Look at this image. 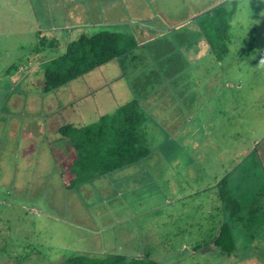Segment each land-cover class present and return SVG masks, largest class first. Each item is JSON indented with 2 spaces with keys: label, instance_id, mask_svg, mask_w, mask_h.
I'll return each instance as SVG.
<instances>
[{
  "label": "rangeland",
  "instance_id": "rangeland-1",
  "mask_svg": "<svg viewBox=\"0 0 264 264\" xmlns=\"http://www.w3.org/2000/svg\"><path fill=\"white\" fill-rule=\"evenodd\" d=\"M231 1L222 41L204 12L220 0H27L22 16L12 2L0 16V264L72 253L264 264V0ZM52 16L65 26L40 34ZM100 28L128 34L125 54L42 91L68 37ZM131 99L149 154L100 176L69 173L58 128ZM229 214L248 219L233 223L236 250L199 249Z\"/></svg>",
  "mask_w": 264,
  "mask_h": 264
},
{
  "label": "trees",
  "instance_id": "trees-1",
  "mask_svg": "<svg viewBox=\"0 0 264 264\" xmlns=\"http://www.w3.org/2000/svg\"><path fill=\"white\" fill-rule=\"evenodd\" d=\"M234 2V0H232ZM231 1V2H232ZM223 0L216 6L206 10L211 12L213 25L219 41L228 39L231 9ZM45 37V36H44ZM128 34L100 29L92 33L81 32L75 38L67 41L58 56L51 58L43 73L42 91L49 92L87 72L124 55ZM126 39V40H125ZM51 37L50 46L56 41ZM135 41L131 40V45ZM145 113L136 99L126 101L112 112L99 115L98 119L88 125L75 127L71 123L61 125L58 130L63 137L69 139L70 147L63 152L71 155L69 173L77 171L92 172L93 176L110 173L116 169L129 166L149 154L146 137L143 132ZM66 141V140H65ZM226 190H220V194ZM227 193V192H226ZM234 200V199H231ZM229 204V208L231 204ZM225 205V204H224ZM239 209L238 204H236ZM231 210V209H230ZM232 214V213H230ZM229 221L224 215L219 229L212 233L208 240L198 246L212 244L220 252L230 254L236 250L233 223L246 221L243 215H230ZM202 246V247H201ZM59 264H164L151 259L148 254L127 256L124 254H104L99 256L85 253H72Z\"/></svg>",
  "mask_w": 264,
  "mask_h": 264
},
{
  "label": "crops",
  "instance_id": "crops-1",
  "mask_svg": "<svg viewBox=\"0 0 264 264\" xmlns=\"http://www.w3.org/2000/svg\"><path fill=\"white\" fill-rule=\"evenodd\" d=\"M13 1H16V4H14L15 5V7L17 8V10L20 12V15L22 16V12H24L23 11V9H25L26 7H27V4H26V2H27V0H1L0 1V16H2V19H5L3 16L5 15V12H6V10H8V7H9V10H13L14 9V6L13 7H11L10 5L12 4V2ZM223 0H220V3L222 2ZM28 3V2H27ZM217 4H219V3H217ZM217 4H215V5H213L212 7H214V6H216ZM28 7H29V5H28ZM211 7V8H212ZM29 9H30V7H29ZM208 9H210V8H208ZM208 9H206V10H208ZM117 10H122V11H124L125 9H122V8H117ZM206 10H204V12L206 11ZM14 11V10H13ZM110 12V11H109ZM196 12V11H195ZM3 14V15H2ZM117 15H119V13H117ZM116 15V16H117ZM6 16V15H5ZM195 16H197V14L195 15ZM195 16L193 17V18H195ZM30 17V15H28V17L27 18H29ZM115 18V17H114ZM114 18H112V16H111V19L109 20L108 19V16H107V18H105L104 20H103V23H100V22H97V21H90L89 22V24H92L93 26H95V27H99V26H101L102 24H104V23H108V24H112L110 21L111 20H113ZM19 19V18H18ZM30 19H32L31 17H30ZM20 20V19H19ZM108 20V21H107ZM37 21V20H36ZM35 21V22H36ZM58 21H54V19H53V16L49 19V21H48V26H46V27H44L43 26V24H41V26L42 27H44V28H42V29H44V30H39V32H40V34H43L44 33V35H46V34H49L48 32H51V34H53L54 32H56V31H51V29L52 28H54V27H58L59 28V26H65V20H63V21H61V22H58ZM39 25V23H35V25ZM71 23L70 22H68V26L70 25ZM50 26V27H49ZM89 26V25H88ZM101 29V28H100ZM85 30V29H84ZM110 30V29H109ZM112 31H116V30H114V29H111ZM97 31V30H96ZM93 32H95V31H93ZM62 33H63V31H62ZM61 33V34H62ZM79 33H81V32H79ZM78 33V34H79ZM92 33V32H91ZM77 34V35H78ZM65 35V34H64ZM76 37V36H75ZM75 37H73V38H75ZM73 38H71V37H68V40L67 41H69V40H71V39H73ZM66 41V42H67ZM51 58H53V57H50L48 60H50ZM65 150H66V148H65ZM66 151H68V150H66ZM68 153V152H67ZM66 152H65V155H64V159L65 160H67V162H65V167L69 164V162H70V160H71V155L70 154H67Z\"/></svg>",
  "mask_w": 264,
  "mask_h": 264
}]
</instances>
